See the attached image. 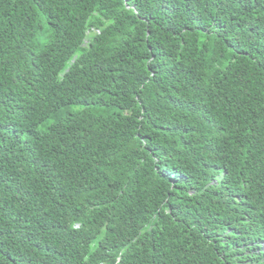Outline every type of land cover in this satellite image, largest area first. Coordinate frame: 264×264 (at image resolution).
<instances>
[{"label":"trees","instance_id":"trees-1","mask_svg":"<svg viewBox=\"0 0 264 264\" xmlns=\"http://www.w3.org/2000/svg\"><path fill=\"white\" fill-rule=\"evenodd\" d=\"M257 201L264 0H0V264H264Z\"/></svg>","mask_w":264,"mask_h":264},{"label":"clouds","instance_id":"clouds-1","mask_svg":"<svg viewBox=\"0 0 264 264\" xmlns=\"http://www.w3.org/2000/svg\"><path fill=\"white\" fill-rule=\"evenodd\" d=\"M255 203L264 206V201H257ZM246 227L252 231V234L249 237H243L240 241L237 240V242L241 244L240 247L243 249V255L248 258L247 261L257 260L264 255L263 230L255 224H250ZM242 230V226H235L233 229L235 236H242Z\"/></svg>","mask_w":264,"mask_h":264}]
</instances>
